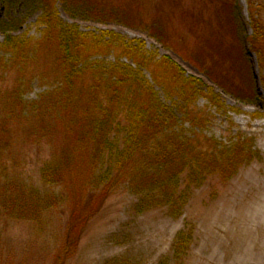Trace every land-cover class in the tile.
<instances>
[{
    "label": "rangeland",
    "instance_id": "374dc122",
    "mask_svg": "<svg viewBox=\"0 0 264 264\" xmlns=\"http://www.w3.org/2000/svg\"><path fill=\"white\" fill-rule=\"evenodd\" d=\"M111 1L120 6L125 2ZM228 1L236 7L240 46L233 28L214 15H225ZM16 2L9 9L0 0V264H58L65 243L63 221L67 222L71 209L70 187H56V208L42 206L43 210H37L39 216L30 214V209L50 195L44 170L63 159L66 151L72 152L71 159L77 160L79 155L71 150L72 136L66 142L64 123L55 128L56 121L46 110L44 116L37 115L43 95L53 89L55 79L49 50L37 48L33 52L36 58L15 61L16 49L12 52L6 44L1 28L12 19L21 21L10 33L22 42L35 44L48 31L38 20L40 11L29 13L22 2ZM148 7L161 11L158 17L168 25L178 51H168L144 30L125 23H103L70 13L61 1L57 12L64 23L83 32L96 36L114 32L126 41H143L145 50L160 58L170 55L186 76L204 83L195 108L206 119L196 127L184 119L179 132L200 135L222 148L238 137L251 140L253 160L232 178L223 179L224 173L223 177L208 176L186 193L182 185L177 195L184 199L173 207L161 204L165 196L156 195L153 203L157 206L142 210L134 188L146 197L148 178L140 175L133 183L121 181L90 221L77 252L66 264H264V0H153ZM253 12L261 21L259 34L251 26ZM146 15L150 17V13ZM199 59L214 66L221 76L226 74L230 89L253 86L257 99L245 101L224 90L202 72ZM100 60L117 62L112 56ZM144 73L162 102L181 119L176 95H168L147 70ZM213 94L217 96L214 102L210 101ZM60 194L65 195L64 200ZM183 231L193 240L181 262L172 259V251Z\"/></svg>",
    "mask_w": 264,
    "mask_h": 264
},
{
    "label": "trees",
    "instance_id": "16d2710c",
    "mask_svg": "<svg viewBox=\"0 0 264 264\" xmlns=\"http://www.w3.org/2000/svg\"><path fill=\"white\" fill-rule=\"evenodd\" d=\"M16 1L2 0L9 9ZM18 1L29 9V13L41 11L39 21L47 26L48 31L35 44L22 42L10 33L19 27L21 21L12 19L7 24L9 29L6 24L1 28L6 33V44L12 52L16 49L15 61L17 58L26 62L36 58L33 52L37 48L49 50L55 79L53 89L43 95L37 115L44 116L46 110L56 121L55 128L64 123L67 134L64 133L68 135L66 142H70L72 136L74 145L71 150L79 155L77 160L71 159L72 152L66 151L63 159L46 166L43 176L50 195L33 211L30 209V214L39 216L42 206L56 208L59 194L56 187H70L71 209L67 222L63 221L66 225L65 243L63 253L62 250L58 253L61 254L58 264H66L74 256L90 221L112 197L121 181L133 183L132 180L140 175L148 178L149 185L144 184L146 197L133 187L140 196L138 203L142 210L157 206L156 201L153 203L156 195L165 196L161 204L173 207L184 199V195H177L182 185L186 193L199 187L208 176L223 177L224 173L223 179H229L252 162L251 140L238 137L222 148L216 141L200 135L187 136L179 132L184 119L195 127L206 119L195 108L204 92L201 79L186 76L184 69L170 56L158 58L147 52L142 42L126 41L114 32L104 36L82 32L76 25L64 23L57 12V2L61 1L70 13L103 23L121 22L142 29L176 52L168 25L158 17L157 13L161 11L155 9L153 12L148 7L153 0H129L127 3L125 0L121 6L114 5L111 0ZM224 12L223 16L214 15L233 28L232 35L238 44L241 38L232 1L226 3ZM252 21L256 34H259L261 21L258 14L252 16ZM111 51L113 53H109ZM110 55L115 56L117 62L97 61L100 56ZM123 57L133 60L138 69L120 62ZM199 60L202 72L224 90L245 101L257 99L253 86L249 90L236 87L234 91L228 87L232 83L227 81L226 74L221 76L214 66ZM145 70L168 95H176L174 102L183 114L181 119L173 108L162 102L153 84L145 77ZM216 100L217 96L211 95L210 101ZM159 191L163 194H155ZM60 196L64 200L65 195ZM192 240L188 231L181 232L174 243L172 259L183 262Z\"/></svg>",
    "mask_w": 264,
    "mask_h": 264
}]
</instances>
